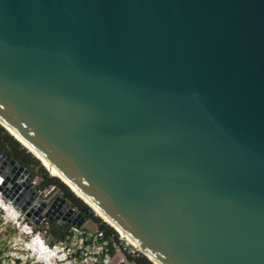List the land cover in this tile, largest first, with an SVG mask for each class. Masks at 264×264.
Instances as JSON below:
<instances>
[{
	"label": "water",
	"instance_id": "water-1",
	"mask_svg": "<svg viewBox=\"0 0 264 264\" xmlns=\"http://www.w3.org/2000/svg\"><path fill=\"white\" fill-rule=\"evenodd\" d=\"M0 121L153 264H264V0H0Z\"/></svg>",
	"mask_w": 264,
	"mask_h": 264
},
{
	"label": "built area",
	"instance_id": "built-area-1",
	"mask_svg": "<svg viewBox=\"0 0 264 264\" xmlns=\"http://www.w3.org/2000/svg\"><path fill=\"white\" fill-rule=\"evenodd\" d=\"M10 160L0 150V264H134L130 257H135L137 247L118 233L106 236L89 224L91 216L80 225L60 224L69 209L67 218L80 209L55 185L39 186L30 170L32 176L26 180L23 171L8 168ZM42 203L45 206L39 211ZM52 221L68 226L60 240L50 232Z\"/></svg>",
	"mask_w": 264,
	"mask_h": 264
},
{
	"label": "trees",
	"instance_id": "trees-1",
	"mask_svg": "<svg viewBox=\"0 0 264 264\" xmlns=\"http://www.w3.org/2000/svg\"><path fill=\"white\" fill-rule=\"evenodd\" d=\"M26 149L27 148L21 145L19 141L13 138L12 135H10L2 126H0L1 151H3L10 159L14 160L18 165L30 170L34 176H39V186L43 187L47 185H55L56 187H58L62 195L66 197L73 206L79 209H81L82 207H86L83 201L79 197H76V195L57 177L49 175L42 166H39L38 168L34 166V162L38 165V161L37 159L32 158L30 155L31 152H27ZM34 168L36 169L35 171L33 170ZM94 219L100 222V219H98L97 217H94ZM106 224L100 222L99 225H97L104 231L106 236H110L112 234L116 236L117 231L114 229L116 231L115 232L110 225L108 227ZM67 227V225H60L52 221L50 223V232L53 234L55 240H60L64 237ZM130 259L134 264H153L147 257L142 254H139L136 257H130Z\"/></svg>",
	"mask_w": 264,
	"mask_h": 264
},
{
	"label": "bare ground",
	"instance_id": "bare-ground-1",
	"mask_svg": "<svg viewBox=\"0 0 264 264\" xmlns=\"http://www.w3.org/2000/svg\"><path fill=\"white\" fill-rule=\"evenodd\" d=\"M0 125L2 127H4V129H6V131L12 135L17 141H19L24 147H26L22 141L8 128L6 127L1 121H0ZM27 148V147H26ZM28 149V148H27ZM29 150V149H28ZM30 151V150H29ZM31 152V151H30ZM32 153V152H31ZM33 154V153H32ZM36 156V155H35ZM37 157V156H36ZM43 163V162H42ZM44 164V163H43ZM45 165V164H44ZM46 166V165H45ZM47 167V166H46ZM48 168V167H47ZM48 170L50 171V173L57 177L62 183H64L77 197H79L84 203H86L90 209L92 211H94L96 213V215H98L100 218H102L107 224H109L113 229H115L120 235H121V238H124L126 240H128L129 244L131 245H134L123 233H121L113 224H111L107 219H105L99 212H97L90 204H88L85 200H83L80 196H78L65 182H63L56 174H54L49 168ZM138 249V248H137ZM145 255V254H144Z\"/></svg>",
	"mask_w": 264,
	"mask_h": 264
},
{
	"label": "rangeland",
	"instance_id": "rangeland-1",
	"mask_svg": "<svg viewBox=\"0 0 264 264\" xmlns=\"http://www.w3.org/2000/svg\"><path fill=\"white\" fill-rule=\"evenodd\" d=\"M1 126V125H0ZM4 128V127H3ZM6 130V129H5ZM14 138V137H13ZM20 143V142H19ZM21 144V143H20ZM22 145V144H21ZM26 148V147H25ZM26 151L27 152H29V150H27L26 149ZM30 153V152H29ZM30 155H31V157L32 158H34V159H37V161H38V165H37V163H35L34 162V166H36L37 168L39 167V166H42L46 171H47V173L49 174V175H51V176H53L51 173H50V171L48 170V168L42 163V161L38 158V157H36L34 154L32 155L31 153H30ZM36 164V165H35ZM31 166V165H30ZM34 171L36 170L35 168L33 169ZM35 178H37V180L38 181H40V177L39 176H36L35 175ZM57 189H58V187H56ZM77 197V196H76ZM84 203V202H83ZM92 211V210H91ZM94 217H97L98 219H100V222H102V223H104V224H106L105 223V221L102 219V218H100L98 215H96V213L94 212V211H92V216H91V218H90V221H89V224L90 225H99V221H96L95 219H94ZM97 225V226H98ZM108 227H109V224H106ZM114 230V229H113ZM115 231V230H114ZM116 232V231H115ZM117 233V232H116ZM119 234V233H118ZM117 234V235H118ZM119 236L121 237V235L119 234ZM120 246H121V244H120ZM115 253L117 254V256L119 257V256H121V254L119 253V252H117V251H115Z\"/></svg>",
	"mask_w": 264,
	"mask_h": 264
}]
</instances>
